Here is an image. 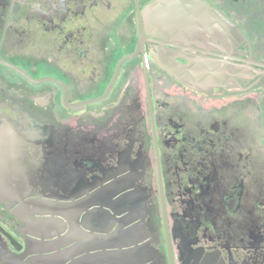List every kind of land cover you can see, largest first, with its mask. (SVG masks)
Returning a JSON list of instances; mask_svg holds the SVG:
<instances>
[{"label": "flooded vegetation", "instance_id": "1", "mask_svg": "<svg viewBox=\"0 0 264 264\" xmlns=\"http://www.w3.org/2000/svg\"><path fill=\"white\" fill-rule=\"evenodd\" d=\"M0 264H264V0H0Z\"/></svg>", "mask_w": 264, "mask_h": 264}, {"label": "water", "instance_id": "2", "mask_svg": "<svg viewBox=\"0 0 264 264\" xmlns=\"http://www.w3.org/2000/svg\"><path fill=\"white\" fill-rule=\"evenodd\" d=\"M53 200V202H55L56 200H55V198H53L52 199ZM36 213H39L38 211L36 212ZM42 213H46L45 215H48L49 217H51V218H49V219H47V224H46V228H51V227H53L54 225L52 224V220L54 219V218H57V216H59V214H58V212L55 210V208H53V206L52 205H50L49 206V210H47V211H43ZM41 228V227H40ZM32 235V234H31Z\"/></svg>", "mask_w": 264, "mask_h": 264}]
</instances>
